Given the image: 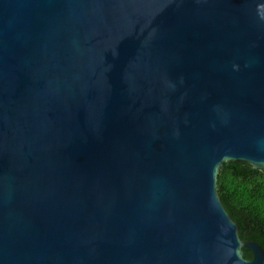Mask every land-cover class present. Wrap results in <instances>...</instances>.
<instances>
[{
    "label": "water",
    "instance_id": "obj_1",
    "mask_svg": "<svg viewBox=\"0 0 264 264\" xmlns=\"http://www.w3.org/2000/svg\"><path fill=\"white\" fill-rule=\"evenodd\" d=\"M231 161L264 169V0H0V264H264Z\"/></svg>",
    "mask_w": 264,
    "mask_h": 264
},
{
    "label": "trees",
    "instance_id": "obj_2",
    "mask_svg": "<svg viewBox=\"0 0 264 264\" xmlns=\"http://www.w3.org/2000/svg\"><path fill=\"white\" fill-rule=\"evenodd\" d=\"M219 182L223 203L238 221L242 238L264 248V169L243 161L227 162ZM244 250L247 257H253L250 248Z\"/></svg>",
    "mask_w": 264,
    "mask_h": 264
}]
</instances>
